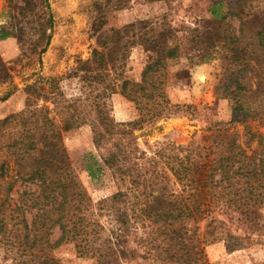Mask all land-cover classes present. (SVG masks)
I'll return each mask as SVG.
<instances>
[{
    "label": "trees",
    "instance_id": "16d2710c",
    "mask_svg": "<svg viewBox=\"0 0 264 264\" xmlns=\"http://www.w3.org/2000/svg\"><path fill=\"white\" fill-rule=\"evenodd\" d=\"M209 1L217 34L210 44H200L193 29L177 35L162 22L154 28L146 20L110 28L96 38L100 48L77 60L75 71H82L89 92L72 98L47 93L63 131L89 125L100 159L85 155L88 175L96 179L108 169L117 185L97 211L64 147L33 160L25 157L37 140L46 138L36 121L35 99L27 97L23 109L0 119V149L8 153L0 155V239L12 248L14 264H62L48 252L62 243H74L79 255L97 261L142 257L162 264H209L200 223H215L214 214L245 224L244 238L249 231L263 235L264 138L249 122L263 114L264 5L249 0ZM232 18L238 27L231 24ZM9 35L8 29L0 28V39ZM182 37L193 42L190 59H228L229 72L224 75L228 81L218 83L216 89L220 97L231 99L230 120L243 123L244 141L234 132L192 140L183 147L166 140L150 153H137L138 147L127 148L135 130L191 110L190 103L171 102L165 89L166 61L181 55ZM135 44L145 55L139 80L112 77L102 69L117 60L122 66L126 50ZM244 64L250 65L248 74ZM236 65L239 70L234 71ZM252 76L256 83H249ZM112 92L132 101L138 116L114 120L106 104ZM103 214L109 227L102 237L106 230L99 216ZM223 229L222 224H212L209 233ZM53 233L56 237L51 241Z\"/></svg>",
    "mask_w": 264,
    "mask_h": 264
},
{
    "label": "rangeland",
    "instance_id": "374dc122",
    "mask_svg": "<svg viewBox=\"0 0 264 264\" xmlns=\"http://www.w3.org/2000/svg\"><path fill=\"white\" fill-rule=\"evenodd\" d=\"M254 5H264V0H249ZM209 0H0V28L10 35L0 39V119L18 112L25 107L27 97L35 99L39 109V130L46 135L37 140L34 148L27 150L25 157L33 160L42 154L51 155L57 146L64 147L71 166L89 194L94 208L105 202L117 190V185L108 169L96 178L85 169L86 154L92 153L100 159L99 150L94 146L87 123L63 131L59 116L52 104V96L72 98L89 92L82 71H75L77 60L91 56L96 38L109 32L110 28H122L139 20L149 21L156 26L169 24L177 35L193 29L199 43L210 44L217 34L213 33V19L209 12ZM225 8V1L221 3ZM231 24L238 27L236 18ZM154 28V27H153ZM131 31L127 35H131ZM188 33V31H187ZM193 35V34H191ZM182 53L166 61L165 89L171 102L190 103L189 112L179 111L166 119L158 120L152 127L135 130L127 148L138 147L150 153L161 142L170 140L182 147L189 141L211 140L214 137H228L236 133L244 141V125L230 120L231 99L220 97L216 89L225 81L228 59L218 56L197 61L189 58L193 53V42L182 37ZM197 43V44H199ZM144 52L139 45L126 50V58L113 66L107 65L111 76L120 74L139 80L144 63ZM246 73L250 65H242ZM234 71L239 65L232 66ZM184 73H179L181 71ZM177 73V74H176ZM176 74V75H174ZM222 80V81H221ZM245 80V79H244ZM226 80L225 82H227ZM252 76L249 83H256ZM245 83V82H244ZM49 95H48V94ZM258 101V99H257ZM262 116L250 121L251 129L264 138V99L260 101ZM109 114L116 121H128L138 116L134 103L118 92H112L106 99ZM13 128V126H11ZM46 145V147H44ZM8 153L2 148L0 155ZM15 188V186L13 187ZM11 194H14L11 192ZM263 221H264V209ZM216 215V216H215ZM215 223L222 224L223 230L209 233L212 224L203 221L201 231L206 238L204 250L209 264H264V233L257 235L247 231L245 224L226 215L214 214ZM29 218V217H28ZM108 231L106 214L99 216ZM261 229H264L262 227ZM56 233L50 235L53 241ZM143 246L139 248L142 251ZM12 248L0 239V264H14ZM49 254L62 264H162L151 258H124L117 261H97L94 257L79 255L74 243H62L49 249Z\"/></svg>",
    "mask_w": 264,
    "mask_h": 264
}]
</instances>
